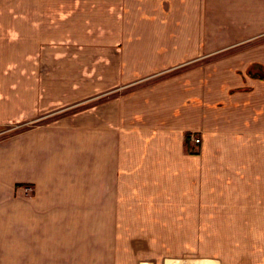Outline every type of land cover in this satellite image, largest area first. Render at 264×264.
<instances>
[{
    "label": "crops",
    "instance_id": "obj_1",
    "mask_svg": "<svg viewBox=\"0 0 264 264\" xmlns=\"http://www.w3.org/2000/svg\"><path fill=\"white\" fill-rule=\"evenodd\" d=\"M0 53V126L92 102L0 141V264H264V0H0Z\"/></svg>",
    "mask_w": 264,
    "mask_h": 264
},
{
    "label": "rangeland",
    "instance_id": "obj_2",
    "mask_svg": "<svg viewBox=\"0 0 264 264\" xmlns=\"http://www.w3.org/2000/svg\"><path fill=\"white\" fill-rule=\"evenodd\" d=\"M249 43V42H248ZM61 47V48H60ZM64 47L61 46L60 43H58V38H53L49 52L44 54V59H43V54H35V59H40V60H46V61H50L52 66H57L54 65L55 63L58 64V61H62V60H91L90 56H92L91 53L89 52H84V51H77V53L74 52H69V51H64V49H62ZM59 52H65L60 54ZM23 53H16V54H11V53H0V59L1 61L5 64V62L9 61V60H13V59H17L19 62L20 61H24L25 58L22 57ZM234 52L232 50H230L229 52H217V53H210L208 56H205L203 59H200L199 61H210V62H214L219 60L220 57L222 56H226V55H233ZM63 57H60V56ZM197 61V60H196ZM201 64L200 62H194V65L197 66ZM51 71H55V68H52ZM215 71H219L216 70L214 68L211 69V76L214 77L216 76ZM222 71V70H220ZM231 74L232 75H239V76H248L250 78L255 77V79L259 78L261 80L264 79V70L261 68H253V69H246V70H241V69H232L231 70ZM223 76V75H222ZM102 99H99L98 101H100ZM96 102V101H94ZM92 102H90L89 100H86L85 102H82L79 104V106H71L68 108H64V109H60L57 110L55 112L50 113L48 116L45 117H35L34 119H32L31 121L25 122V124H10V125H5V126H0V141L2 140H7L10 139L12 136H14L16 133L21 132L23 130H26L28 128H31L35 125L38 124H46L49 122H53L55 121L58 117L66 115V114H71L74 113L76 111H79L80 109H83L85 107H89L91 105ZM193 135L195 137H198L196 134L194 133H190L188 134V141L192 143V141H190L189 136ZM188 142V143H189ZM194 146H192L193 148ZM196 149H198V146H196L195 148H193V152L196 153ZM29 189L31 192V188H26ZM27 192V193H30ZM198 246H196L197 248ZM162 248L164 250L166 249H170V245H164L162 246ZM166 252L164 251V254ZM165 257H171V256H167L165 255ZM3 264H9V262H4ZM52 264H58V262H52Z\"/></svg>",
    "mask_w": 264,
    "mask_h": 264
},
{
    "label": "built area",
    "instance_id": "obj_3",
    "mask_svg": "<svg viewBox=\"0 0 264 264\" xmlns=\"http://www.w3.org/2000/svg\"><path fill=\"white\" fill-rule=\"evenodd\" d=\"M189 139H190V141H192V144H193L194 147L199 146L201 144V138L200 137H195L193 135H190ZM27 192H30V190L29 189H25V193L26 194H28Z\"/></svg>",
    "mask_w": 264,
    "mask_h": 264
},
{
    "label": "trees",
    "instance_id": "obj_4",
    "mask_svg": "<svg viewBox=\"0 0 264 264\" xmlns=\"http://www.w3.org/2000/svg\"><path fill=\"white\" fill-rule=\"evenodd\" d=\"M255 78V77H254ZM17 134V133H16ZM187 141H188V136H186V142H185V147H186V149H188V147H187Z\"/></svg>",
    "mask_w": 264,
    "mask_h": 264
}]
</instances>
